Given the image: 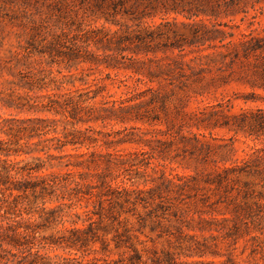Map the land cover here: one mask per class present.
Listing matches in <instances>:
<instances>
[{
    "label": "trees",
    "instance_id": "1",
    "mask_svg": "<svg viewBox=\"0 0 264 264\" xmlns=\"http://www.w3.org/2000/svg\"><path fill=\"white\" fill-rule=\"evenodd\" d=\"M104 16L110 20L108 14L105 13ZM144 17L146 14L137 19ZM171 26L170 21L153 27L142 26L139 22V31L134 36L115 40L112 37L107 38L104 52L108 54L103 62L98 60L99 54L90 50L89 43L85 45L86 41L79 40V44H72L66 54L69 61H74L73 65L66 67L71 69L73 66L79 67L81 63L92 62L96 65L104 64L108 69L121 70L130 67L124 66L122 60H134L133 56L128 57L125 54L128 50L135 54L163 52L169 62L162 63L163 58L155 61L156 69L149 72L151 81L166 82L170 91L175 93L178 89L184 90L191 78H201V72L179 59L183 57L182 52L186 46L204 43L206 37H212L211 33L220 32L223 34L220 40L222 43L230 38L222 46L233 47V51L224 57L230 58V64L239 60L247 64L250 71L249 83L254 89L264 91V29L241 33L238 40H235L234 32L227 34L223 31H211L203 36H199L196 31L191 39L175 32L174 38L163 39V28ZM24 49L28 54L33 53V49L38 54L49 53L47 50H38L34 44ZM176 49L180 54L169 59V51ZM134 71L139 73L138 68ZM108 77L114 80L111 74ZM80 81L84 85L89 83L84 77ZM93 81L95 89H89L90 86L88 89L78 87L64 94L53 93L50 95V103L44 105L43 110L29 111L61 115L75 126L80 121H85V118L79 116V110H84L89 100L102 98L101 111L93 118L96 122L135 121L153 124L161 119L158 110H135L143 106V103L128 107L125 100H106L108 85L105 77L97 76ZM38 87L44 89L47 86L43 84ZM148 90L154 93L151 102L160 101L164 108L168 93L159 96L158 90ZM252 94L254 101H264V94L255 91ZM235 119L237 133H242L254 141L264 139V107L244 111L238 117L235 115ZM200 121L207 120L202 117ZM59 123L56 117L0 115V133L6 136L0 137V264H197L178 261L176 253L171 250L159 252L156 248L148 247L140 238L149 227L150 232L157 234V238L167 236L170 245L173 242L182 244L187 241L189 250L195 247L204 255L205 250L211 247L206 242L201 243L196 235L185 233L186 229L195 230L191 222L194 217L191 221L188 220L191 213L198 214L200 222L203 223L199 226V231L211 232L213 239L223 240L228 245L225 261L200 262L201 264H264L263 193L254 188L258 185L264 187V148L253 147L249 157L242 161L235 160L230 166L224 165L214 176L207 174L202 179L208 186L215 185L214 190L219 192L220 197L213 201L210 195L203 193L205 187L202 188L196 176L177 175L171 178L162 170L158 177L152 179L154 185L144 188L136 185L140 178H145L144 182H147L149 168L155 174L160 172L156 166L152 167L150 158L138 161L131 155L127 160L117 161L113 159L111 152L96 155V151H92L90 153L93 158L90 163L98 170L96 180L88 181L84 175L79 178L70 169L72 166H79V162H66L64 159L86 156L88 152L72 154L67 148L79 150L88 146L90 149L102 141L111 147L114 143H139V140L132 136L105 140L88 136L79 129L59 136ZM196 125L200 127L199 124ZM177 133L180 135V130ZM180 138L184 141L187 137L181 135ZM194 139L195 142H200L198 134L194 135ZM22 140H26V144H21ZM53 149L59 151V154L53 153ZM42 154L46 155L45 159ZM22 155H32L33 160L24 162L12 159ZM126 164L136 167V173L125 174L127 169L122 174L113 172L114 166ZM56 166L67 170L45 172L46 169ZM143 167L145 171H142ZM121 175H126L127 181L132 182V185H126L125 180L118 183ZM244 176L260 177L261 180L259 183L243 181ZM219 204L225 206L226 212L217 209ZM78 207L83 210L78 211ZM216 214L225 215L222 222L219 223L214 216L210 219L204 216ZM227 214L230 216H226ZM214 231L218 235H214ZM109 235H112L111 241L116 248L124 250L121 257H94L85 260L86 255L97 252L98 243L102 250L108 249L110 241L106 237ZM242 241L244 244L240 247ZM57 250L67 252L68 256L52 255ZM247 251L250 252L245 260L243 256ZM180 254L187 255L183 251Z\"/></svg>",
    "mask_w": 264,
    "mask_h": 264
},
{
    "label": "rangeland",
    "instance_id": "2",
    "mask_svg": "<svg viewBox=\"0 0 264 264\" xmlns=\"http://www.w3.org/2000/svg\"><path fill=\"white\" fill-rule=\"evenodd\" d=\"M105 13L110 20L105 18ZM142 14H146V17L137 19ZM167 21H170L172 26L163 28V39L174 38L175 32L191 39L196 31L199 36L211 31H223L227 34L234 32L235 40H238L241 33L264 29V0H0V115L56 117L60 121L59 136L74 129L105 140L132 136L139 140V143H114L108 147L102 141L90 149L88 146L79 150L69 147V153L88 154L65 158L64 161L79 162V166H72L70 169L75 171L79 178L84 175L86 180L94 182L98 170L90 163L93 158L90 153L92 151H96V155L111 152L113 159L117 161L127 160L131 155L138 161L150 158L152 167L156 166L160 172L155 174L152 168H149L147 182H144L145 178H140L136 185L143 188L154 185L152 179L158 177L162 170L171 178L177 175L196 176L202 188L205 187L203 193L210 195L215 201L220 197L219 192L214 190L215 185L208 186L202 179L207 174L214 176L224 165L230 166L235 160L242 161L249 157L253 147L264 148V139L254 141L235 130V115L238 117L244 111L264 107V101H254L252 94L254 91L264 94V91L254 89L249 83L250 71L247 64L241 60L230 64V58L224 57L233 51L232 46H222L223 43L229 42V37L222 43L220 40L223 34L211 33L212 37H206L204 43L186 46L182 52L183 57L179 59L201 72V78H191L184 90L178 89L175 93L170 91L166 82L151 81L149 72L156 69L155 61L163 58L162 63L169 62L163 52L135 54L128 50L125 54L128 57L133 56L134 60H122L124 66L130 67L121 70L108 69L104 64L96 65L92 62L81 63L79 67L73 66L71 69L66 67L74 62L69 61L66 54L72 44H79V40L86 41L85 45L89 43L90 50L99 54L98 60L103 62L108 54L104 52V42L107 38L112 37L115 40L119 37L134 36L139 31V22L142 26L153 27ZM31 44L37 46L38 50H47L49 53L38 54L33 49V53L28 54L24 48H30ZM168 54L169 59H174L180 51L176 49ZM137 68L139 73L134 71ZM108 74H111L114 80L109 78ZM97 76L105 77V83L108 85L106 100H125L128 107L143 103V106L135 110H158L161 119L153 124L135 121L96 122L93 118L101 111L102 98L89 100L85 109L79 110V116L85 118V121H80L75 126L61 115L29 111L43 110V106L50 103V95L53 93L64 94L78 87L82 89L90 86L89 89H95L93 80ZM82 77L89 82L87 85L80 81ZM43 84L47 87L40 89L38 86ZM58 86L59 89H56ZM149 88L158 90L159 96L168 93L164 108L160 101L151 102L154 93L149 91ZM202 117L207 121H200ZM177 130H180V135ZM195 134H198L200 142H195ZM181 135L187 137L186 140H181ZM0 137L6 138L2 133ZM21 144H26V140H22ZM52 152L59 154V151L54 149ZM42 157L45 159L46 155L42 154ZM12 159L26 162L32 161L33 157L22 155ZM62 170L64 172L67 168L56 166L46 169L45 172ZM124 171L125 174H135L136 167L132 168L130 164L114 166L115 174H122ZM142 171H145V167ZM121 180H125L126 185H132V182L127 181L126 175H121L118 183ZM242 180L259 183L261 178L244 176ZM254 188L263 193L261 202L264 205V187L258 185ZM217 209L226 212L224 205L219 204ZM77 210L81 212L83 209L78 207ZM204 216L208 219L214 216L219 223L225 217L224 214ZM192 217L194 221H191ZM189 218L195 230L186 229L185 233L196 235L201 243L206 242L211 247L205 250L204 255L195 247L189 250L187 241L182 244L173 242L170 245L167 236L157 238V234L150 232L149 227L140 238L148 247L156 248L159 252L171 250L176 253L178 261L197 264L225 261L228 245L223 240L213 239L211 232L199 231L198 228L203 223L200 222L198 214L191 213ZM213 233L218 235L216 231ZM111 238L112 235L106 237L110 241L107 250H102L101 244L98 243L97 252L86 255L84 259L120 258L124 250L116 248ZM153 239L156 241L153 242ZM262 240L264 241V238ZM243 244L244 241L239 246L242 247ZM181 250L187 255L180 254ZM249 252L247 251L243 259L247 260ZM239 253L238 249L237 254ZM54 254L68 256V253L62 250H57L52 253Z\"/></svg>",
    "mask_w": 264,
    "mask_h": 264
}]
</instances>
